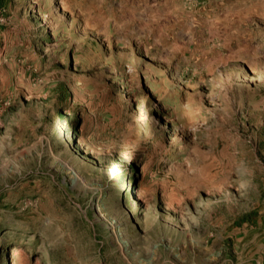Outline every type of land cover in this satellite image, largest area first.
Here are the masks:
<instances>
[{"label": "rangeland", "instance_id": "rangeland-1", "mask_svg": "<svg viewBox=\"0 0 264 264\" xmlns=\"http://www.w3.org/2000/svg\"><path fill=\"white\" fill-rule=\"evenodd\" d=\"M0 264H264V0H0Z\"/></svg>", "mask_w": 264, "mask_h": 264}, {"label": "bare ground", "instance_id": "bare-ground-1", "mask_svg": "<svg viewBox=\"0 0 264 264\" xmlns=\"http://www.w3.org/2000/svg\"><path fill=\"white\" fill-rule=\"evenodd\" d=\"M147 100H149V98H146V97H145V98L142 100V105H143V103H144L145 101H147ZM156 105H157V104H156ZM156 105H154V107H155ZM138 113H139V114H142L143 111H142V110H139ZM60 128H61L60 126L56 125V126L54 127V129H53V132H54V133H58L59 130H60ZM119 158H120V161H119V163L115 164L114 168L124 167L126 164H129V163L132 162V158H131L130 156L120 155Z\"/></svg>", "mask_w": 264, "mask_h": 264}, {"label": "trees", "instance_id": "trees-1", "mask_svg": "<svg viewBox=\"0 0 264 264\" xmlns=\"http://www.w3.org/2000/svg\"><path fill=\"white\" fill-rule=\"evenodd\" d=\"M56 93H58V95L62 97V100L65 99V94H64V93H66V90L64 89V87H63L62 85H59V86L56 87ZM154 112H155L154 110H151V111H150V114H151V113H154ZM62 134H63V130H61V132H60L59 135H62ZM129 169H130V170H129ZM133 170H134V162L132 161L131 163L126 164V166H125V171H126V172L123 171V172H122V175H123V176H124V175H127L128 172L133 171Z\"/></svg>", "mask_w": 264, "mask_h": 264}]
</instances>
